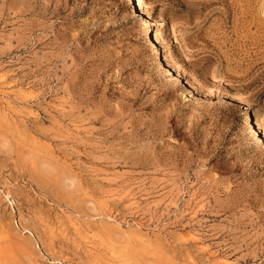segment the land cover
<instances>
[{
    "label": "rangeland",
    "instance_id": "374dc122",
    "mask_svg": "<svg viewBox=\"0 0 264 264\" xmlns=\"http://www.w3.org/2000/svg\"><path fill=\"white\" fill-rule=\"evenodd\" d=\"M141 1L0 0V264H264V0Z\"/></svg>",
    "mask_w": 264,
    "mask_h": 264
},
{
    "label": "bare ground",
    "instance_id": "6f19581e",
    "mask_svg": "<svg viewBox=\"0 0 264 264\" xmlns=\"http://www.w3.org/2000/svg\"><path fill=\"white\" fill-rule=\"evenodd\" d=\"M134 9L137 11L138 15H140V16H146L147 17L146 10H145V6H144V4H143V2L141 0H134ZM142 21H143L142 22V28L144 30L145 35L146 36H151L152 39L150 38L151 40L149 42L151 43L152 46H154V48H156V50L154 51V55L156 54V57H161L162 55H161V52L159 51V48L158 47H155V42H157L158 40H157V36L155 35V33L153 31V28H152V25H151L150 21L147 18L143 19ZM186 83H188V82H186ZM244 124H245V126L247 128H250V132H252V134H254L253 137H255L257 139H260L261 138V136L254 129L253 120L251 119L250 114H248V117L245 120Z\"/></svg>",
    "mask_w": 264,
    "mask_h": 264
},
{
    "label": "snow or ice",
    "instance_id": "6c2138e0",
    "mask_svg": "<svg viewBox=\"0 0 264 264\" xmlns=\"http://www.w3.org/2000/svg\"><path fill=\"white\" fill-rule=\"evenodd\" d=\"M253 124H254V129L255 131L262 137L264 138V128H261L259 125L255 124V120L253 118Z\"/></svg>",
    "mask_w": 264,
    "mask_h": 264
}]
</instances>
